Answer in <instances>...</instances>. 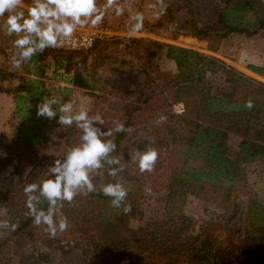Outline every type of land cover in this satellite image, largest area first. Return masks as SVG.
Masks as SVG:
<instances>
[{
  "label": "rangeland",
  "instance_id": "obj_1",
  "mask_svg": "<svg viewBox=\"0 0 264 264\" xmlns=\"http://www.w3.org/2000/svg\"><path fill=\"white\" fill-rule=\"evenodd\" d=\"M230 1L165 0L167 7L161 12L157 0H117L115 5L106 9V30L91 49L55 51V54L62 55L61 62H56L53 55L44 61L46 75L42 78L45 83L43 99L62 97L65 101L75 100L77 111L82 107L88 110L90 116L100 114L102 117L116 112L122 103H137L139 94L124 97L121 91L136 90L144 86L147 90L153 89L152 82L146 85V69L153 76L156 72L152 71L156 68L163 73H174L177 70L176 61L167 58L166 49L155 46L153 41L217 57L264 83L263 79L246 70L250 65L264 66V30L256 34L235 32L221 40L215 37L199 38L190 34L188 26L192 20L200 26L212 25ZM98 4L106 5V0H98ZM116 8L123 9L121 15L116 14ZM137 12L143 15V28L130 38V17ZM4 41V45L3 41L0 44L3 45L0 46L1 54L4 52L10 60L13 42L7 38ZM8 60L5 63L4 57L0 56V81L12 74L18 78V82L13 91V100L11 94V98L9 94L2 95L4 90L0 89V207L7 208V219L18 227L17 216L24 217L28 209L27 197L23 191L25 185L49 178L48 166L57 159H63L69 147L80 143L81 131L75 125H60L57 122L58 116L52 120L41 117V122H36L39 123L38 126L33 122L28 124L27 132L33 137V149L29 150L23 144L15 143L14 132L21 122L20 116L16 114L15 93L20 90L26 75L24 69L21 72V68L20 73L16 74V69L12 68ZM78 71L85 75L91 87L97 88L75 86L73 77ZM164 97L165 95L157 93L153 103H142L143 109L136 114L118 154L126 167L117 178L129 192L140 197V207L146 220L164 217L168 205L165 179L172 175L174 163H181L177 153L170 158L167 142H171L172 133L168 132L169 122L165 114L183 113L184 105L177 103L164 106ZM54 107L59 114L58 106ZM104 120L101 127L107 131L113 124L108 119ZM120 121L124 123L123 119ZM240 141L238 134L229 133L228 144L233 154L238 152ZM149 146L158 150V161L152 172L141 173L138 163H134L131 157L136 150L143 152ZM170 146L171 150L177 149L176 144ZM102 171L103 175L93 177L96 188L109 182L115 183L117 179L108 175L107 166ZM238 188L233 190L229 199L205 188L188 194L180 203L182 211L192 219L188 233L196 235L204 232L205 236L212 235L216 238L214 244L217 247L244 245L245 237L256 232L257 227L250 218L251 199L256 198L264 204V162L248 165L246 178ZM75 209V213H70L69 204L64 202L61 211L70 226L55 238L44 231L46 226L38 227L34 223L23 234H13L16 227L14 231L0 229V264L148 263V256L143 258L134 254L115 259L98 252L97 243H90L88 234L82 231L83 220L77 217L80 205ZM138 218V214L131 215V226L139 224ZM56 219L58 221V217ZM259 219L264 221V216H259ZM95 239L98 241L97 234ZM247 246H251V243ZM256 257L258 264H264V253H258Z\"/></svg>",
  "mask_w": 264,
  "mask_h": 264
},
{
  "label": "trees",
  "instance_id": "obj_2",
  "mask_svg": "<svg viewBox=\"0 0 264 264\" xmlns=\"http://www.w3.org/2000/svg\"><path fill=\"white\" fill-rule=\"evenodd\" d=\"M25 1L30 3V0ZM188 27L190 34L199 38L221 40L235 32L256 34L264 30V1L231 0L214 24L200 26L192 20ZM152 44L166 49L165 56L177 63L176 72L163 73L156 68L152 71L156 72L153 76L146 69V85L152 82L153 89L147 90L144 86L121 91L124 97L139 94L137 103H122L116 112L103 118L110 123L115 119L124 120L127 131L111 137L117 145L113 155L119 156L121 142L136 114L142 111V103H153L157 93H161L165 95L164 106L184 105L183 113L165 114L168 132L172 133L171 142L166 141L170 158L177 153L181 163H174L172 175L165 179L168 205L164 217L146 220L140 197L131 192L127 202L132 211L124 214L122 209L110 206L111 198L104 196L100 188L87 196H77L69 204V212L75 213V208L80 205L77 217L83 220L82 231L88 234L90 243H97L98 252L110 258L137 254L143 258L148 256L147 264H258L256 255L264 253V221L259 219L264 216L263 203L251 199L249 212L252 223L257 226L256 232L245 237L244 245L225 247L215 246L216 238L212 235L188 233L192 219L182 211L180 203L199 188L210 189L229 199L246 178L248 165L264 162V83L198 50L157 41ZM55 51L59 50L49 48L33 57L35 67L23 66L26 76L15 93L16 114L21 122L16 126L13 141L29 150L33 149L34 141L27 132L28 124L41 122L36 106L44 95V61L51 55L56 62L62 61V55ZM249 68L264 75V70L257 66L250 65ZM250 73L264 80V77ZM73 83L80 88H97L91 87L80 71L73 77ZM249 100L252 102L250 108L245 106ZM229 133L241 137L235 154L228 144ZM171 144H176L177 149L171 150ZM42 207L47 210V202ZM28 212L27 209L24 217L17 216L18 227L13 234H23L33 224ZM132 214L139 215V224L135 227L131 226ZM249 243L251 246H247Z\"/></svg>",
  "mask_w": 264,
  "mask_h": 264
},
{
  "label": "clouds",
  "instance_id": "obj_3",
  "mask_svg": "<svg viewBox=\"0 0 264 264\" xmlns=\"http://www.w3.org/2000/svg\"><path fill=\"white\" fill-rule=\"evenodd\" d=\"M117 0H106L104 9L98 7V0H0V31L8 37H15L12 43L10 63L19 69L24 65L35 67L33 57L49 48H60L70 42L78 28L102 22L104 11L115 5ZM161 12L166 10L165 0H157ZM121 15L122 8L115 9ZM143 28V15L130 17L128 36L131 38ZM75 100L47 97L37 104V116L56 119L63 126L75 125L80 131V143L69 147L63 159L55 160L48 166V177L39 182L26 184L23 191L27 197L28 214L36 226H46L44 231L55 238L69 228V221L63 215L64 202L72 204L78 195L87 196L96 192L93 177L103 175L107 166L108 175L117 178L126 165L122 157L113 155L116 151L115 133L127 131L119 119L112 121L113 127L105 131L101 126L105 120L100 114L89 115L88 110H76ZM54 106H58L59 114ZM251 107L249 100L245 104ZM163 119V117H161ZM138 163L139 171L152 172L158 161V150L147 147L143 152L136 150L131 157ZM100 191L110 197V206L122 209L124 214L132 211L127 202L129 189L119 178L115 183L104 184ZM47 202V210L42 204ZM7 208L0 207V229L15 230L16 225L7 219ZM58 217V221L57 218Z\"/></svg>",
  "mask_w": 264,
  "mask_h": 264
},
{
  "label": "built area",
  "instance_id": "obj_4",
  "mask_svg": "<svg viewBox=\"0 0 264 264\" xmlns=\"http://www.w3.org/2000/svg\"><path fill=\"white\" fill-rule=\"evenodd\" d=\"M98 7L104 9L105 5L98 4ZM106 11V10H105ZM102 19V22L97 26L93 27L91 25L78 28L71 41L66 43L63 47L55 48L60 51L64 52H74V51H81V50H89L91 49L95 42L102 36L105 32V12Z\"/></svg>",
  "mask_w": 264,
  "mask_h": 264
},
{
  "label": "crops",
  "instance_id": "obj_5",
  "mask_svg": "<svg viewBox=\"0 0 264 264\" xmlns=\"http://www.w3.org/2000/svg\"><path fill=\"white\" fill-rule=\"evenodd\" d=\"M264 1V0H263ZM28 6V4H26L25 3V7H27ZM6 38L7 39H12V42H13V40L15 39V37H8L4 32H2V31H0V44H1V41H3V45L6 43L4 40H6ZM9 44H10V42H9ZM3 45H0V46H3ZM0 56L1 57H4V59H5V63L7 62V60H8V58H7V56L4 54V52H3V54H1V48H0ZM8 61H10V60H8ZM8 63V62H7ZM254 66H257V67H259L261 70H264V66H262L261 64L260 65H254ZM10 71H13L12 69H9ZM246 70L247 71H250V72H252V73H254V74H256V75H259V76H261V77H264V75L263 74H261V73H258V72H255V71H253L252 69H250L249 68V66H248V68H246ZM21 72H23V67H21ZM20 73V71H19V69H16V74H19ZM24 74V73H23ZM17 82H18V78L17 77H15L14 75H12V74H9L8 76H7V78L5 79V80H3V81H0V89H3L4 90V92L2 93V95L3 94H11L12 95V100H13V91H14V88H15V86H16V84H17ZM12 88V89H11ZM11 95H10V98H11Z\"/></svg>",
  "mask_w": 264,
  "mask_h": 264
}]
</instances>
